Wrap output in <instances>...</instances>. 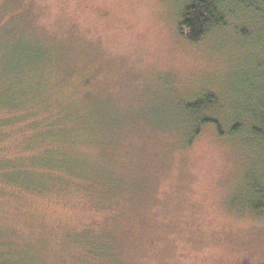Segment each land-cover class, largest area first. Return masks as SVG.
Listing matches in <instances>:
<instances>
[{"label": "rangeland", "instance_id": "374dc122", "mask_svg": "<svg viewBox=\"0 0 264 264\" xmlns=\"http://www.w3.org/2000/svg\"><path fill=\"white\" fill-rule=\"evenodd\" d=\"M186 1L0 0V71L48 59L44 87L0 108L19 116L0 133L5 173L36 180L0 178L12 264H264V142L246 114L264 100V22L239 4L193 43ZM204 94L219 107L189 111ZM49 149L82 175L40 179Z\"/></svg>", "mask_w": 264, "mask_h": 264}, {"label": "trees", "instance_id": "16d2710c", "mask_svg": "<svg viewBox=\"0 0 264 264\" xmlns=\"http://www.w3.org/2000/svg\"><path fill=\"white\" fill-rule=\"evenodd\" d=\"M239 4L242 5L244 12H249V14L250 12L255 13V15L261 14V20L264 22V0H187L179 12L180 33L193 43L199 42L204 35L208 34L214 28L226 25L228 18L235 13V7L240 6ZM27 56L24 62H13L12 59H7L4 61L5 64L2 71H0V108H4L13 113H17L19 107L26 105L25 103L27 100L22 101V99L26 97V93L30 92L32 85L36 84V87L40 89L44 87L43 80H41L35 71L39 69L38 66L43 68L44 65L47 64V54L42 50H34L32 55ZM30 66H33L31 70L29 69ZM33 73L37 81L30 76L29 80L27 79V76L29 74L33 75ZM214 103L215 98L213 95L204 94L193 102L186 104V107L189 111L196 114L204 112L203 110L207 108H218L219 106L214 105ZM247 110H250L248 113L245 111V113L249 116H247V118L251 119V134L264 142V100L259 101L256 110L248 108ZM242 115L245 114L242 113ZM18 118L19 116H17V118H11V115L0 118V133L5 129L4 127L12 126V124L10 125L12 119ZM202 122L214 123L220 130L221 123L217 119L206 116V118L203 117ZM44 124L47 128L52 126V123L47 124L45 122ZM1 140L2 139H0V142ZM41 156V159L36 158V162L42 165L46 172L49 173L43 174L40 179L45 177L53 178L52 171H54V169L66 170L67 172L75 171L76 174L79 172V175H82L80 171L76 169L74 163L60 151L54 152L51 149L44 150ZM9 166L12 165H9L6 160L0 159V178L4 177L6 180H11L13 175L18 174L25 178L29 177L28 179L30 182H33V184L36 183L30 171H22L20 174L16 173L14 171L16 165L12 168L14 174H10L9 172L5 173V171L9 169ZM35 186L37 187V185ZM36 190L40 191L42 188L38 185ZM252 202L253 209L260 212L264 210V203L257 202V200L254 199ZM0 233L3 234L4 232L0 230ZM16 255H21V252L17 251V247L11 240L5 238L1 239L0 264H12V256L14 257Z\"/></svg>", "mask_w": 264, "mask_h": 264}]
</instances>
